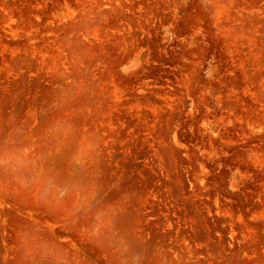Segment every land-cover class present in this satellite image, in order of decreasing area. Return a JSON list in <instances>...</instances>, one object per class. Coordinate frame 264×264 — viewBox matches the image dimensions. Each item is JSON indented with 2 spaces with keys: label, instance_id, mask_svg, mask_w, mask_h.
Segmentation results:
<instances>
[{
  "label": "rangeland",
  "instance_id": "obj_1",
  "mask_svg": "<svg viewBox=\"0 0 264 264\" xmlns=\"http://www.w3.org/2000/svg\"><path fill=\"white\" fill-rule=\"evenodd\" d=\"M0 151V264H264V0H0Z\"/></svg>",
  "mask_w": 264,
  "mask_h": 264
},
{
  "label": "clouds",
  "instance_id": "obj_2",
  "mask_svg": "<svg viewBox=\"0 0 264 264\" xmlns=\"http://www.w3.org/2000/svg\"><path fill=\"white\" fill-rule=\"evenodd\" d=\"M28 161L25 160L24 155L14 152L0 151V169L8 168L12 171H16L19 168L27 166ZM44 256L50 254L49 250L45 246H41Z\"/></svg>",
  "mask_w": 264,
  "mask_h": 264
}]
</instances>
